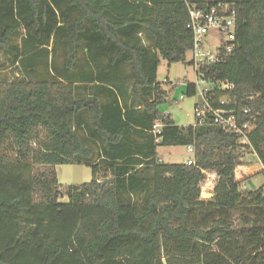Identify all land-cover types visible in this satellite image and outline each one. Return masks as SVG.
<instances>
[{
  "label": "trees",
  "instance_id": "1",
  "mask_svg": "<svg viewBox=\"0 0 264 264\" xmlns=\"http://www.w3.org/2000/svg\"><path fill=\"white\" fill-rule=\"evenodd\" d=\"M187 2L236 9L232 51L195 74L214 108L234 98L240 123L250 109L247 148L264 162V0H0V264H264V196L241 188L260 166L237 134L158 109L160 59L192 48ZM158 146H192V163ZM70 163L93 177L59 202L54 166Z\"/></svg>",
  "mask_w": 264,
  "mask_h": 264
},
{
  "label": "built area",
  "instance_id": "2",
  "mask_svg": "<svg viewBox=\"0 0 264 264\" xmlns=\"http://www.w3.org/2000/svg\"><path fill=\"white\" fill-rule=\"evenodd\" d=\"M189 21L186 27L193 33V43L191 48L192 53V65L194 71H196L201 65L217 61L220 55V50L224 54H228L234 47L235 40V16L236 9L233 4L229 3H217L213 6L200 8L193 2H187ZM214 32L216 39L219 42V47L216 50H209L205 48L207 36ZM196 75V74H195ZM196 91L198 100L193 106L194 124H207L213 123L220 126L222 129L235 133L239 136L238 144L241 145L243 150V156L241 160L245 162V156L248 153L255 154L249 146L248 134L251 132L254 126L255 116L250 114V109L245 108L242 110L244 114H249L248 120L245 122H239V117L234 108L225 107L229 104H235V100L229 97H223L219 99L221 107L214 108L207 99L208 84L206 81L196 76ZM223 88H231L232 85L225 83L222 84ZM159 122L157 121L153 130L155 133L160 132ZM187 150L192 154L193 147L187 146ZM260 166V175L263 177L262 183L258 188L264 196V162L258 159ZM187 164L192 163V159L189 158L186 161ZM252 181V179H250ZM248 181V180H247ZM245 181L241 184L243 190L250 188L248 182Z\"/></svg>",
  "mask_w": 264,
  "mask_h": 264
},
{
  "label": "rangeland",
  "instance_id": "3",
  "mask_svg": "<svg viewBox=\"0 0 264 264\" xmlns=\"http://www.w3.org/2000/svg\"><path fill=\"white\" fill-rule=\"evenodd\" d=\"M218 47L219 42L216 39V34L212 32L206 38L205 48L216 50ZM191 61L192 53L188 51L185 55V63H173L168 66L164 59H160L157 69V80L161 82L162 87L167 91L165 101L158 106V109L162 113L172 115L174 122L180 126L193 124V106L198 100L197 93L189 96L185 94L186 83L196 82V75ZM11 70L12 66L9 61L0 55V81L12 78ZM261 147L264 150V144ZM157 153L160 159L166 163H186L187 159L191 158V153L186 146H158ZM245 163H248L251 167L259 164L257 156L253 153H248L245 156ZM54 171L58 182V186L54 189L59 194L57 196V201L59 202L67 201L66 191L69 187L88 183L93 177L91 166L83 163L57 165L54 166ZM54 171L48 167L41 166L36 167L34 172L36 176L43 175L50 178ZM102 175L103 172L98 174L100 180L103 179ZM251 179L254 186L258 188L262 183L263 177L260 174H255ZM212 180L213 175H207L204 182L205 191L210 189L213 183ZM44 196V192L37 191L34 194V199L41 201ZM237 218L238 214H233V219L236 222H238Z\"/></svg>",
  "mask_w": 264,
  "mask_h": 264
},
{
  "label": "water",
  "instance_id": "4",
  "mask_svg": "<svg viewBox=\"0 0 264 264\" xmlns=\"http://www.w3.org/2000/svg\"><path fill=\"white\" fill-rule=\"evenodd\" d=\"M247 182H248L250 188L254 189L255 186H254L253 182L250 179ZM210 195H211L210 193H202L201 194L202 197H209Z\"/></svg>",
  "mask_w": 264,
  "mask_h": 264
},
{
  "label": "crops",
  "instance_id": "5",
  "mask_svg": "<svg viewBox=\"0 0 264 264\" xmlns=\"http://www.w3.org/2000/svg\"><path fill=\"white\" fill-rule=\"evenodd\" d=\"M176 124V123H175ZM156 151H157V149H156ZM158 154V153H157Z\"/></svg>",
  "mask_w": 264,
  "mask_h": 264
}]
</instances>
